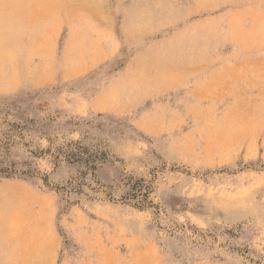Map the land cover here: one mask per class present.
I'll return each mask as SVG.
<instances>
[{"label":"rangeland","instance_id":"1","mask_svg":"<svg viewBox=\"0 0 264 264\" xmlns=\"http://www.w3.org/2000/svg\"><path fill=\"white\" fill-rule=\"evenodd\" d=\"M14 1L0 264H264V0Z\"/></svg>","mask_w":264,"mask_h":264},{"label":"bare ground","instance_id":"2","mask_svg":"<svg viewBox=\"0 0 264 264\" xmlns=\"http://www.w3.org/2000/svg\"><path fill=\"white\" fill-rule=\"evenodd\" d=\"M1 1V3L3 2V3H6V4H8L9 6H10V4H12L11 2H13L14 0H0ZM47 1V0H46ZM15 2V1H14ZM16 2H18L17 0H16ZM2 3V4H3ZM19 3V2H18ZM47 3V2H46ZM5 4V5H6ZM50 4V3H49ZM17 5V4H16ZM46 5V4H45ZM4 6V5H3ZM8 6V7H9ZM38 6V5H37ZM42 6H43V4H42ZM47 6V5H46ZM46 6H45V8H46ZM6 7V6H5ZM4 7V8H5ZM14 7V6H13ZM22 7V6H21ZM33 7H35V6H33ZM32 7V9H34ZM1 9H2V7H0ZM3 8V9H4ZM40 8H42V7H40ZM44 8V7H43ZM3 9H2V11L0 12V35H1V37H3V38H8V37H10V35L12 34V32H13V30H16V29H13V28H11V26H10V24L9 23H11V22H13V21H15L16 23H19V20L17 19V20H15V19H11V18H9V16H10V14H11V11L9 12L8 10H7V8H6V10L5 11H3ZM13 9V8H12ZM11 9V10H12ZM44 10H46V9H44ZM8 11V12H7ZM13 12H15V9L13 10ZM19 13V12H18ZM18 13H16V15L18 14ZM33 13V12H32ZM13 16V15H12ZM11 17V16H10ZM14 17V16H13ZM17 17V16H16ZM21 24V23H20ZM8 25V26H7ZM18 29H19V26L17 27ZM20 30V29H19ZM2 47H5L4 45H2ZM39 54V53H38ZM1 57H3V56H1ZM11 57V56H10ZM47 57V56H46ZM3 60H5V61H8V58L6 57H4V58H0V61H3ZM10 61V60H9ZM0 72H2V73H4V74H6V75H8V77L7 78H9L10 77V79L11 80H14L15 79V75H16V73L18 72L17 71V69H15V68H11V69H9V68H5V66H2V67H0ZM10 80V81H11Z\"/></svg>","mask_w":264,"mask_h":264}]
</instances>
